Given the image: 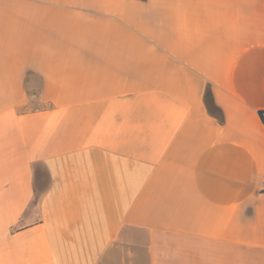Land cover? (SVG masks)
<instances>
[{"label":"crops","instance_id":"1","mask_svg":"<svg viewBox=\"0 0 264 264\" xmlns=\"http://www.w3.org/2000/svg\"><path fill=\"white\" fill-rule=\"evenodd\" d=\"M264 0H0V264H264Z\"/></svg>","mask_w":264,"mask_h":264},{"label":"trees","instance_id":"2","mask_svg":"<svg viewBox=\"0 0 264 264\" xmlns=\"http://www.w3.org/2000/svg\"><path fill=\"white\" fill-rule=\"evenodd\" d=\"M260 114H261V116L263 117V115H264V112H261Z\"/></svg>","mask_w":264,"mask_h":264},{"label":"built area","instance_id":"3","mask_svg":"<svg viewBox=\"0 0 264 264\" xmlns=\"http://www.w3.org/2000/svg\"><path fill=\"white\" fill-rule=\"evenodd\" d=\"M263 186H264V180H263Z\"/></svg>","mask_w":264,"mask_h":264}]
</instances>
